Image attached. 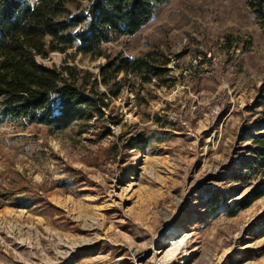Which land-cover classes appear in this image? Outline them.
Returning a JSON list of instances; mask_svg holds the SVG:
<instances>
[{
	"label": "rangeland",
	"instance_id": "rangeland-1",
	"mask_svg": "<svg viewBox=\"0 0 264 264\" xmlns=\"http://www.w3.org/2000/svg\"><path fill=\"white\" fill-rule=\"evenodd\" d=\"M88 5L69 0L68 16ZM153 14L101 44L109 56L169 58L165 82L129 75L110 98L105 114L120 122L108 133L0 120V264L264 263V233L251 223L264 194L223 210L249 189L225 199L239 185L227 167L245 153L242 127L260 116L249 108L264 78V28L246 0H165ZM76 44L35 59L97 75L105 57ZM204 188L223 192L213 214Z\"/></svg>",
	"mask_w": 264,
	"mask_h": 264
},
{
	"label": "trees",
	"instance_id": "trees-1",
	"mask_svg": "<svg viewBox=\"0 0 264 264\" xmlns=\"http://www.w3.org/2000/svg\"><path fill=\"white\" fill-rule=\"evenodd\" d=\"M68 1L0 0V120L38 122L52 130L77 125V132L99 124L96 131L105 134L108 123L117 124L120 118L104 110L122 84L130 83L129 75L146 82L152 78L165 82L169 58H162L157 49L134 57L109 56L101 44L114 35L134 34L165 0H89L85 12L70 16ZM246 1L264 28V0ZM76 42L77 51L105 57L97 75L74 64L57 67L35 59L36 54L61 52ZM249 109H256L260 116L242 127L245 153L227 167V174L239 185H229L232 194L227 191L225 199L239 193L242 185L249 189L223 203L221 190L204 188L203 203L212 214L223 203L225 215H235L264 194V78ZM251 223L264 233V209Z\"/></svg>",
	"mask_w": 264,
	"mask_h": 264
},
{
	"label": "bare ground",
	"instance_id": "bare-ground-1",
	"mask_svg": "<svg viewBox=\"0 0 264 264\" xmlns=\"http://www.w3.org/2000/svg\"><path fill=\"white\" fill-rule=\"evenodd\" d=\"M173 255H174L173 253H170V257H173ZM263 264H264V263H263Z\"/></svg>",
	"mask_w": 264,
	"mask_h": 264
}]
</instances>
